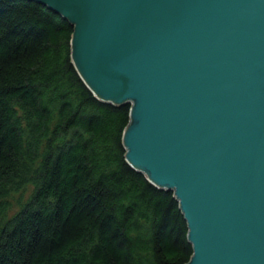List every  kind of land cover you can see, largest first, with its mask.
Listing matches in <instances>:
<instances>
[{
    "label": "water",
    "instance_id": "obj_1",
    "mask_svg": "<svg viewBox=\"0 0 264 264\" xmlns=\"http://www.w3.org/2000/svg\"><path fill=\"white\" fill-rule=\"evenodd\" d=\"M32 1L95 97L132 105L127 160L174 191L187 264H264V0Z\"/></svg>",
    "mask_w": 264,
    "mask_h": 264
},
{
    "label": "trees",
    "instance_id": "obj_2",
    "mask_svg": "<svg viewBox=\"0 0 264 264\" xmlns=\"http://www.w3.org/2000/svg\"><path fill=\"white\" fill-rule=\"evenodd\" d=\"M74 27L32 0H0V264H187L172 190L127 160L130 103L95 97Z\"/></svg>",
    "mask_w": 264,
    "mask_h": 264
}]
</instances>
